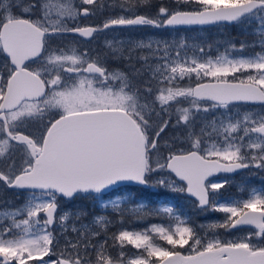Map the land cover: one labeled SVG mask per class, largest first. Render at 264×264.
<instances>
[{
    "label": "snow or ice",
    "instance_id": "1",
    "mask_svg": "<svg viewBox=\"0 0 264 264\" xmlns=\"http://www.w3.org/2000/svg\"><path fill=\"white\" fill-rule=\"evenodd\" d=\"M173 3L161 4L150 16L137 12L153 7L152 0L110 5L103 0H0V53L6 61L0 66V184L27 193L19 207L0 210V264H264V187H245L240 198L222 199L220 190L228 181L209 182L218 173L264 170V0ZM105 7L122 14L102 26H78L81 14L94 15ZM253 21L257 40L241 42L239 48L229 41L216 56L204 47L189 56L183 38L178 45L141 40L134 47L148 55L137 58L143 62L138 69L129 64L135 69L131 74L104 66L109 56L131 62L132 49L124 57L122 41H106L111 52L96 56L51 44L52 37L93 38L114 26ZM257 46L259 51L245 54ZM185 80L189 85L181 87ZM249 103L261 105L260 111H232ZM170 125L175 135L162 145ZM32 126L35 133L28 130ZM123 182L186 193L198 201L199 211L223 213V222L206 226L213 232L241 226L255 231L227 241L215 234L201 236L189 226V217L161 202L151 214L167 217L166 224L121 230L110 237V245L109 238L99 240L94 228L109 223L105 216L83 224L82 212L57 215L60 199L80 195L122 213V204L130 201L105 199V194ZM144 207L140 201L130 210L140 213ZM57 226L62 248L54 234ZM128 245L138 252H127Z\"/></svg>",
    "mask_w": 264,
    "mask_h": 264
},
{
    "label": "rangeland",
    "instance_id": "2",
    "mask_svg": "<svg viewBox=\"0 0 264 264\" xmlns=\"http://www.w3.org/2000/svg\"><path fill=\"white\" fill-rule=\"evenodd\" d=\"M53 2H55V0H53ZM78 2V0H77ZM103 3L105 5H110L114 3V0H106L103 1ZM175 5H172L171 7H174ZM97 8H99V5L96 6ZM109 11L110 13H112V10H114L115 13V17L117 18L119 15H121L122 13L120 12V10L116 7L113 8H108L105 7L104 10ZM158 9L154 10L153 12H149L148 15L150 16H154L158 13ZM234 25V29L236 30V39L233 38H229L227 36V31L224 30L222 27H220V25L211 28L210 30H204L203 28H177V29H162V28H154V27H150L147 28L145 30L143 29H130V30H120L119 35L116 37L115 41H122L123 44L120 45V47L123 49V56L124 57H128L129 56V51L128 49H132L131 51V63L138 61V57L140 56H145L148 55V52L146 50H140L134 47V44L143 40L145 43L148 42L149 39L152 40H167L169 42H175L177 45L179 44L181 38L184 39L185 43L188 46V55L191 56L193 54H195V51L197 50L198 47H204L206 50L210 49L209 54L212 56H216L220 53H223L225 51V49L229 46V41H231L232 44H235V46L237 48H239L241 42H246L248 44H252L255 40L258 39V37L254 34L255 30L258 27V23L256 21H253L250 24H233ZM116 33V32H115ZM196 46V47H194ZM153 47H155V45H153ZM252 51H259V47L257 46L255 49L249 48L246 50V53H250ZM173 54H175V49H173ZM181 55L183 56L184 53L183 51L181 52ZM118 62H120V64L122 65L123 63H127L129 62L128 59H118ZM142 62V61H141ZM143 63V62H142ZM154 65V62H153ZM140 66L136 67V69L140 68ZM134 68L131 70V73L134 72ZM119 71L124 72L125 74H128L125 70H123L122 68L119 69ZM147 76L144 77H137V79H147ZM194 80V77H193ZM189 85V81L185 80L180 82V86L181 87H186ZM181 106L187 107V103H183L181 104ZM176 105H173L172 110H175ZM261 109V105H252V104H238L236 106L233 107L232 111L235 112H247V111H260ZM204 114L201 113V116H203ZM215 115H219V113H215ZM167 118V117H165ZM211 115H209L207 117L208 120H211ZM175 118H173V122H174ZM199 130V128L197 129ZM210 131V129H209ZM242 134V133H241ZM175 135L174 130L172 129L171 125L168 127V129L165 130L164 133H162L161 136V144L163 145L165 140H168L169 142H171L170 138ZM166 152V151H165ZM167 153V152H166ZM252 178V177H258V178H264V170L261 169H257L255 167H251L248 169H245L241 172H239L238 174L235 175H231V176H216L213 177L211 179H209L210 183H219V182H223L224 180L228 181V185L234 186L236 187L237 190H239L240 192L243 190V184H245L244 179L245 178ZM157 177H154V179ZM225 188V187H224ZM249 188V187H248ZM255 188H260V187H255ZM121 197L123 198H127L130 202L127 204H122V208L124 209L123 212L121 213L120 211H114L111 207L108 208H102L100 206V203L96 200H94L92 197L90 196H76L75 198L71 199L70 201L72 202V204L69 207L63 206V204L61 205V207H59V211L57 213V215L68 211L70 213H76V212H82L84 215L81 219V223L83 224H89L91 221H93L95 219V217L103 215L107 218V220L109 221V223H107L106 225H104L103 227H101L100 225H94L95 229H98L100 232V236H99V240L103 241L105 238H109L108 239V243L111 245L112 241L110 239V237L114 234V233H118L121 230H129V231H143L147 228H149L152 224H161V223H167V217H157L153 214H151V209L155 208V207H148L145 205L144 209L142 212L140 213H133L130 209L134 208L139 202H133L129 196H127L126 194L123 195H117L115 193L109 194V195H105V199L107 198H114V197ZM235 198H240L239 196H235ZM246 198V196L244 197ZM9 207H19L17 205L11 206V204L7 206V208ZM6 208V209H7ZM115 214L116 219H114L112 216H110L109 214ZM208 213V212H207ZM221 213V212H220ZM133 214H139V216L144 217V218H139L137 216L134 217V219H138V227L137 228H133L127 225H120L118 224L117 227L115 229H113L112 234H109L108 228L114 224L115 222L117 223H122V220L124 219V217L133 215ZM204 214H206L205 212L200 213V216H203ZM223 214V213H221ZM223 219H218L212 218V219H208V220H204L202 221L200 224H197L195 226V228L197 229L199 235L201 236H208V238H211V236L213 234H215L216 236H219V238L223 239V240H233L236 239L238 237H242L245 235H248L249 232H254L255 228H250V227H245V228H238L235 231L228 233L225 232V229L221 230V231H216L213 232L209 229H207V225L209 223H213V222H223V220L225 219V215L223 214ZM116 220V221H115ZM68 227H69V235L70 236H74V233H71L70 229H71V221H68ZM201 225H204V228H201ZM175 226V224H173V227ZM61 232V229L57 226L55 229V235H59V233ZM107 233V234H106ZM63 237H61L62 239ZM62 248V243H60L59 245ZM187 249V246H186ZM56 251H59V249H55ZM127 252L129 253H137L138 250H136L135 248H133L131 245L126 246L125 249ZM113 254L115 256L119 255V248H116L113 250ZM185 254H187V251H185ZM53 259H55V256H53Z\"/></svg>",
    "mask_w": 264,
    "mask_h": 264
},
{
    "label": "trees",
    "instance_id": "3",
    "mask_svg": "<svg viewBox=\"0 0 264 264\" xmlns=\"http://www.w3.org/2000/svg\"><path fill=\"white\" fill-rule=\"evenodd\" d=\"M152 4L153 7L151 8H144L141 9L140 11L137 12V14H144V13H149V12H153L154 10H157V8L161 5H167V6H172L174 5L173 0H152ZM218 25H213V26H209V27H204V30H210L211 28H214ZM220 27H222L224 30L227 31V36L229 38H235L236 39V30L234 29V25L230 24V25H220ZM166 29V28H165ZM167 30V29H166ZM136 64V63H135ZM164 156H167V153L164 151ZM245 184H243V189L245 187H249V188H253V187H264V178H258V177H252V178H245L244 181ZM221 198L222 199H226V198H235V196H238V193H240L239 190L236 189V187L231 186L226 184L225 188H222L221 190ZM115 193L117 195H123L126 194L127 196L130 197V199L133 202H140L143 201L145 203L146 206L148 207H157L161 204V202H166L169 203L170 205L175 206V208L185 214L187 217L190 218L191 220V224L189 226L195 227L197 224H200L202 221L204 220H210L212 218H217L218 219H223V214H221L220 212H208L206 214H204L203 216H200V213H202L201 211H199V209L196 207V203L195 201H193L192 199L186 197L183 193H177V192H172L169 189H165L162 187H152L151 185H147V187H141V186H136V185H121L118 186L117 188H115L114 190L106 193L105 195H109ZM83 196V195H81ZM110 216H112L114 219H116L115 214H109ZM137 216L139 218H141V216H139V214H133L127 217H124V219L122 220V223H117L115 222L114 224H112L109 228L107 233L109 232V234H112L113 229H115L117 227L118 224L120 225H127L133 228H137L138 227V219H134V217ZM144 218V217H142ZM141 218V219H142ZM116 221V220H115ZM221 231L223 230L221 229H216L214 230V232L216 231ZM213 231V230H211ZM235 231L231 230V229H225V232L231 233ZM106 233V234H107ZM163 243V242H162ZM186 251V250H183ZM114 257L115 255L113 254V250L111 253Z\"/></svg>",
    "mask_w": 264,
    "mask_h": 264
},
{
    "label": "flooded vegetation",
    "instance_id": "4",
    "mask_svg": "<svg viewBox=\"0 0 264 264\" xmlns=\"http://www.w3.org/2000/svg\"><path fill=\"white\" fill-rule=\"evenodd\" d=\"M103 1H106V0H103ZM86 7H89L91 9L93 6H86ZM115 13L116 12L114 10H112V13H110L109 11L105 9L103 11L97 10L94 15H89V16L81 15L78 19V26H81V27L83 26H92V27L102 26V24L106 22L107 19L116 18L114 16ZM73 26H76V25H73ZM150 27L152 26L112 27L107 30H104L103 32L94 34L93 38L81 37L78 34H67L63 37H52L51 44L52 46H61V47L66 46L69 49H71L72 47H76L79 49L80 52H89L90 55L96 56L98 52L100 53L111 52V49L108 48L106 41H111V40L115 41L116 37L119 35L118 32H120V30L124 31V30L136 29V28L145 30ZM162 29H165V28H162ZM5 63H6L5 56L4 54L0 53V66H3ZM130 63L131 62H127L121 65L120 62H118V59H113L111 56H109L104 66L107 67L109 71L119 70L120 68H122L128 74H131V70L133 68L129 66ZM131 64H134L136 68L140 66L142 62L136 61ZM28 130L35 133L37 131V127L32 126ZM26 196H27V193L23 190L6 189L2 184H0V210H4L7 208L8 204L5 203L6 201H10L11 206L22 205L25 202ZM62 204L63 206L69 207L72 204V202L69 199L64 198V199L59 200V207H61ZM41 218L43 219V214H41ZM245 227H248V226H243L239 228H245ZM250 228H253V227H250ZM231 230H234V229H231ZM58 238L60 240V243H62V247H63V238L61 239L59 235H58Z\"/></svg>",
    "mask_w": 264,
    "mask_h": 264
},
{
    "label": "water",
    "instance_id": "5",
    "mask_svg": "<svg viewBox=\"0 0 264 264\" xmlns=\"http://www.w3.org/2000/svg\"><path fill=\"white\" fill-rule=\"evenodd\" d=\"M81 15H82V14H81ZM222 25H230V24H222ZM209 26H213V25H203V26H201V25L177 26V27H175V28H166V29H177V28H204V27H209ZM114 27H124V26H114ZM192 86H194V83L192 84ZM249 104H252V103H249ZM252 105H259V104L256 103V104H252ZM57 118H58V117H57ZM243 170H245V169H239V170H237L235 173H231V174L218 173V174L213 175L212 177H209V179H211V178H213V177H216V176H220V175H223V176H231V175H235V174H238L239 172H241V171H243ZM121 185H136V186H141V187H147V185H139V184H136V183H134V182H123ZM121 185H120V186H121ZM183 194H184L186 197H188V198L194 200V201L196 202V206L198 205V201H197L194 197H191V196H189V195L186 194V193H183ZM65 199H67V198H65ZM241 227H243V226H241ZM248 227H253V228H254V226H248Z\"/></svg>",
    "mask_w": 264,
    "mask_h": 264
}]
</instances>
